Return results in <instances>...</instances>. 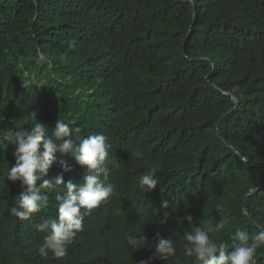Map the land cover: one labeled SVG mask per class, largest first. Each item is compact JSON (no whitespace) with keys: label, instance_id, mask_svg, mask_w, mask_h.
Listing matches in <instances>:
<instances>
[{"label":"trees","instance_id":"16d2710c","mask_svg":"<svg viewBox=\"0 0 264 264\" xmlns=\"http://www.w3.org/2000/svg\"><path fill=\"white\" fill-rule=\"evenodd\" d=\"M57 120L76 143L104 135L101 179L115 194L85 215L64 257H41L49 230L37 225L57 219L66 194L56 176L82 183L86 168L57 152L47 202L21 220L15 145L0 140V264H196L184 233L221 222L210 239L231 250L236 231L264 226V0H0V128L41 123L51 136ZM153 169L146 192L139 179ZM159 238L174 257H156ZM257 255L264 264V247Z\"/></svg>","mask_w":264,"mask_h":264},{"label":"clouds","instance_id":"9594fccd","mask_svg":"<svg viewBox=\"0 0 264 264\" xmlns=\"http://www.w3.org/2000/svg\"><path fill=\"white\" fill-rule=\"evenodd\" d=\"M68 43L69 47L75 46L72 41ZM43 61H46V57L41 52L38 62ZM24 87L27 85L24 84ZM75 131L79 132L80 129L77 127ZM72 132L73 129L69 124L62 120L55 122L51 136L47 135V128L41 123H35L30 131L0 128V140L15 145L16 162L8 170V178L12 181H20L22 190L16 197L18 206L13 207L11 211L21 220L39 212L41 206L47 202L48 197L43 194V190L51 189L54 185L51 180L43 178L48 175L50 167L56 160L57 152L62 155L71 154L78 165L86 168L82 183H74L71 180L65 182L62 175L56 176L55 184H63L66 194L62 198L58 197L62 202L58 206L57 219L37 225L38 231L49 230V234L45 236L37 250L41 257H47L49 251L56 258L64 257L76 233L82 229L85 215L115 194L114 185L105 184L101 179L108 174L106 161L110 147L104 135H91L76 143L71 138ZM237 154L239 155L238 150ZM136 155L139 157L143 153L137 152ZM241 160L246 162L247 158L241 157ZM60 164L65 172L72 170L71 165L66 161L62 160ZM158 183L154 169L139 179V186L146 192L154 189ZM162 206L165 208L168 206L167 200L163 201ZM82 209L85 211L82 212ZM168 218L169 213L165 212L163 223ZM187 220L191 223L192 217L187 216ZM222 227L221 222L214 227L197 226L193 231L185 232L186 243L183 245L185 255L194 257L196 264H258L257 250L264 247V226L258 225L257 234L251 238L246 231H236L231 238V250L228 243L218 244L210 239L209 233L219 231ZM127 242L134 248L138 247L139 242L133 236H129ZM155 255L165 261L174 257L176 255L174 241L171 238H159L155 244ZM139 264H148V262L140 261Z\"/></svg>","mask_w":264,"mask_h":264},{"label":"water","instance_id":"95a60500","mask_svg":"<svg viewBox=\"0 0 264 264\" xmlns=\"http://www.w3.org/2000/svg\"><path fill=\"white\" fill-rule=\"evenodd\" d=\"M235 102H237V100L235 99Z\"/></svg>","mask_w":264,"mask_h":264}]
</instances>
